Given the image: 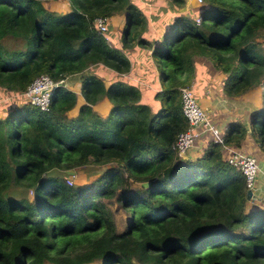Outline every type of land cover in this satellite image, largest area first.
I'll use <instances>...</instances> for the list:
<instances>
[{"label":"trees","instance_id":"obj_1","mask_svg":"<svg viewBox=\"0 0 264 264\" xmlns=\"http://www.w3.org/2000/svg\"><path fill=\"white\" fill-rule=\"evenodd\" d=\"M53 1L49 9L41 0H0V264H264V207L247 203L243 176L221 143L207 140L194 158L173 145L186 125L178 87L188 85L195 56L224 73L227 96L263 77L264 0H204L199 23L172 19L150 49L162 84L155 110L139 101L137 86L104 85L84 72L97 63L129 67L123 50L93 28L95 15L122 12V47L151 45L141 36V9L130 0ZM40 73L53 80L80 73L83 102L73 116L66 112L75 93L62 83L46 111L23 100ZM102 95L105 116L92 109ZM249 124L264 155V106ZM220 131L224 145L253 155L242 147L241 122ZM89 165L91 174H79ZM70 168L78 178L64 173ZM112 199L128 214L120 229Z\"/></svg>","mask_w":264,"mask_h":264},{"label":"crops","instance_id":"obj_2","mask_svg":"<svg viewBox=\"0 0 264 264\" xmlns=\"http://www.w3.org/2000/svg\"><path fill=\"white\" fill-rule=\"evenodd\" d=\"M166 6L167 10L162 15L164 20L161 22L154 23L151 17L147 18L142 37L150 41L151 45L149 47L139 46L137 44L122 47L121 30L124 23V16L122 14L108 16V43L123 50L129 62L128 70L118 72L110 67L97 63L84 70V72L89 71L94 73L100 77L104 85H107L115 79H121L131 83L137 86L139 90L140 102L146 103L151 110L159 107V102L154 97V93L162 88V84L159 78L158 66L150 55V49L166 33L173 17L182 10V6L176 7V9L173 5H169V3H166ZM188 9L187 7L179 14H185ZM149 10L153 11L155 8L151 6ZM195 17L197 16L195 15L193 19ZM79 74L74 73L64 78L63 85L75 93L74 106L66 112L68 116H73L77 112L78 106L83 102V98L79 92ZM223 78L224 73L214 69L207 57L200 55L194 57L193 72L188 85L191 87L201 107L205 110L206 117L210 123L219 129H223L228 121L237 120L245 126L246 133L242 147L255 156L258 165L254 187L251 190L252 195L250 200H247V203L264 207V155L258 152L255 141L249 133L251 112L264 106L263 93L259 86L260 81L254 87L237 96H227L222 90ZM146 94L150 95L151 100L145 97ZM109 107L110 102L103 95L92 104V109L100 116H105ZM209 138L210 136H206V134L200 132L186 151L185 157L194 158L198 156Z\"/></svg>","mask_w":264,"mask_h":264},{"label":"built area","instance_id":"obj_3","mask_svg":"<svg viewBox=\"0 0 264 264\" xmlns=\"http://www.w3.org/2000/svg\"><path fill=\"white\" fill-rule=\"evenodd\" d=\"M197 2L201 3L202 0H197ZM107 19L105 15H95L92 17V26L108 42ZM194 21L195 23H199V16L195 17ZM63 82V79L53 80L46 73H40L26 85L21 96L24 101L36 107L38 110L46 111L49 108V97L52 89ZM259 86L261 92L264 93V75ZM178 90L180 95V109L186 120V125L176 134L173 143L176 153L180 156L185 154L199 133L202 132V134L210 136L208 140L221 143L226 152L224 158L228 163L240 171L244 179L246 190H252L258 171L255 157L235 147L224 145L222 143V133L220 129L209 122L205 110L199 104L191 87L189 85H182L178 87ZM66 181L71 183L70 178H67Z\"/></svg>","mask_w":264,"mask_h":264},{"label":"rangeland","instance_id":"obj_4","mask_svg":"<svg viewBox=\"0 0 264 264\" xmlns=\"http://www.w3.org/2000/svg\"><path fill=\"white\" fill-rule=\"evenodd\" d=\"M130 1H132L134 4H136L141 9V11L143 12V14L146 17V23H147V18H149V17L152 18L154 23H159L162 20H164L163 19L164 17L162 15L167 10L166 3H169V5H173L175 7V9H176V7H178L174 4H172L169 0H130ZM183 1L184 2L182 5V10H180L179 13H181L184 9H186L188 7L189 8L188 11L185 12V14L188 17L193 19V17L195 15L199 16V9L201 8V5L204 2V0H202L201 3L197 2V0H183ZM41 2L46 8L53 9L55 7V5H54L55 2L53 0H41ZM151 6L154 7L155 10L150 11L149 7H151ZM179 13L177 15H179ZM118 14H122V12L114 13L115 16H117ZM142 33H141V36H142ZM4 43L7 45H12V40L6 39L4 41ZM145 97L148 98V100H151L149 94H146ZM21 101H22V98H18V102L21 103ZM206 136H208V135H206ZM94 168H96V166L89 165V166L81 167L80 169H78L79 174L81 172H88L86 175H89L93 172ZM70 169H74V168H70ZM74 170H77V169H74ZM52 173H57V174L62 175L60 170H53ZM74 173H75V175L74 176L72 175L73 176L72 179L78 178L79 175L76 173V171H74ZM66 175H68V174H66ZM70 179H71V177H70ZM135 184L136 183H132L131 185H135ZM27 195H28V197H30L31 191L28 190ZM108 206L112 212V216L114 218L117 229H120L124 225V221L127 219L128 214L120 207L119 203L113 199L108 202Z\"/></svg>","mask_w":264,"mask_h":264},{"label":"water","instance_id":"obj_5","mask_svg":"<svg viewBox=\"0 0 264 264\" xmlns=\"http://www.w3.org/2000/svg\"><path fill=\"white\" fill-rule=\"evenodd\" d=\"M181 156L182 157H185L186 155L185 154H182ZM64 172L66 174H68V175H74V169H66ZM148 183H149L148 181H142V182H140V185L141 186H146V185H148ZM251 195H252L251 190H246V192H245L246 199L250 200Z\"/></svg>","mask_w":264,"mask_h":264},{"label":"clouds","instance_id":"obj_6","mask_svg":"<svg viewBox=\"0 0 264 264\" xmlns=\"http://www.w3.org/2000/svg\"><path fill=\"white\" fill-rule=\"evenodd\" d=\"M107 17H108V16H107ZM261 80H262V78H261ZM261 80H260V81H261ZM62 84H64V82H63Z\"/></svg>","mask_w":264,"mask_h":264}]
</instances>
